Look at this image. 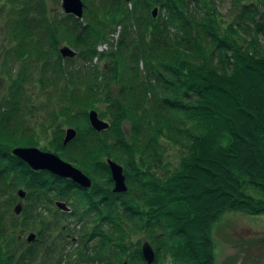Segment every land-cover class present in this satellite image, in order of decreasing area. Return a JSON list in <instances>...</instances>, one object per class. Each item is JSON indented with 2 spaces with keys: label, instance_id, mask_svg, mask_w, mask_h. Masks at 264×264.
Here are the masks:
<instances>
[{
  "label": "trees",
  "instance_id": "16d2710c",
  "mask_svg": "<svg viewBox=\"0 0 264 264\" xmlns=\"http://www.w3.org/2000/svg\"><path fill=\"white\" fill-rule=\"evenodd\" d=\"M143 1L157 6L155 17H132L124 0H93L85 22L69 14L63 22L46 18L45 0H7L3 27L14 43L0 66L7 84L0 92V264L34 260L31 244L16 246L17 233L32 224L24 208L10 211L18 187L31 215L36 203L67 192L76 198L84 229L77 259L87 252L95 264H145L139 242H126L136 233L151 244L155 263L215 264L211 227L220 215L264 214V0H231L237 9L227 22L213 0ZM116 25L113 48L97 52ZM63 38L83 63L98 56L104 64L69 72L73 58L58 53ZM35 84L60 103L48 118L50 146L40 148L91 176L89 188L32 170L10 153L15 145L37 146V130H45L28 120L26 89ZM90 109L106 129L90 127ZM61 124L78 130L66 144ZM107 158L122 166L125 192H112ZM260 246L255 262L264 264Z\"/></svg>",
  "mask_w": 264,
  "mask_h": 264
},
{
  "label": "rangeland",
  "instance_id": "374dc122",
  "mask_svg": "<svg viewBox=\"0 0 264 264\" xmlns=\"http://www.w3.org/2000/svg\"><path fill=\"white\" fill-rule=\"evenodd\" d=\"M3 1L7 2V0H0L1 3H3ZM20 1H22V3L28 2V0ZM81 1L86 3V7L82 10L81 19H77L80 22H85L87 17L84 13H86L89 9L93 10V0ZM213 1L216 9L220 14V19L226 22L230 21L231 18L235 15L237 7L233 3H231V0ZM125 2H127L126 7L128 10L132 11V17L134 18L135 16H138L137 14H140L141 16L143 15L146 18L149 16H151L152 18L156 16L151 15V10L154 7L157 8V6H151V1H149V4L144 2L143 0H128ZM45 5L48 8L46 18L52 21L61 20L63 22H69L68 18L64 17L67 14L63 12L60 6V0H45ZM3 6L5 7V9L2 10L0 14V66L2 61L5 60V56H7V47L9 45H13L14 43V41L10 38L9 30L3 27V24L5 23L6 19V13L8 12L6 11V8L8 10L9 3L7 2L5 5L3 4ZM17 7H19V5H17L16 2L15 8ZM14 12H16V10H14ZM120 30V25H116L112 31L107 33V41L100 42L96 45V51L104 52L108 51L111 47L113 48L115 42L119 38ZM64 39L65 38H63V40L58 43V47L60 45H67L73 50H75L77 55L78 49L69 44V41H65ZM76 55L73 57V60L71 62H68L66 64L67 70L76 75L84 74L87 70L86 66H89L90 68L96 66L101 67L102 64H104L105 62L104 58H99L98 56H95L93 59H91V61L83 63L80 57ZM2 77L3 76L0 75V92L4 91V89L6 90L7 88V84L6 82H4V80L2 81ZM26 92L28 100L26 106L33 115V117L28 120L30 121V123H32L33 126H35V124H42L43 127H45L44 131L41 129L37 130L39 132L37 133V135L39 136V144L34 147H37L44 151L53 152L51 150H45L40 147H42L43 145L46 147L50 146L49 142L51 140V131L53 126H50V120H48V118L50 117V114H52L59 107L60 103H57L55 96L50 93L48 87L40 88L37 84H35L34 88L33 86H31L30 89H26ZM61 125L63 130L61 131V139L63 138L64 130L66 127L74 128L77 134L78 130L76 127L67 124ZM15 146L25 145L20 144ZM166 157L167 160L175 162L174 158L176 157V152L173 149H169L167 151ZM86 175L89 177L92 183L93 178L88 174ZM112 186L113 182L111 181V189ZM17 189L23 190L22 187H18ZM23 191L25 192V189ZM245 191L256 198L260 197L259 191L253 186H247L245 188ZM14 193H16V191H14ZM15 196L16 199L11 204L10 211L13 213V205L17 202H20L21 209L24 208L23 212H25L24 214L27 215L28 223L32 222L30 228L26 230L24 229L23 231H19L17 233L18 238L16 240L17 249L20 251L27 250L26 246L31 244L30 256L32 255L34 257V260L31 261V264H95V262L91 263V259L89 262L86 261L89 257V254L87 252H85V254L83 255L84 258L82 260L77 259L78 253L82 251L80 249V242H82L84 239L82 235L84 229L82 228L79 221H76L77 215L80 213L78 200L76 198H73L70 193L68 194L67 192L65 199H52V202L49 204L42 203V205L34 201L36 203V209L34 210L33 215H31V212H29L28 208H26L29 206V203L31 201L24 200L25 196L20 199L17 195ZM5 197L8 198V196ZM56 200L64 201L66 205L69 206L70 210L68 212H65L58 209L54 205V201ZM42 220L43 222L41 223L43 224H39V222ZM39 231H41V233ZM29 232H33L35 234V237L34 239L28 242L26 241V235ZM80 235H82L81 240ZM263 236L264 214L249 215L239 211L223 212L220 217L212 224L211 227V239L213 241L215 264H257V262H255V259L257 256H259L260 250L263 249V247L260 246L261 244L264 245V243L261 241V238ZM144 240L146 239L141 233H136L129 234V237L126 239V242L129 244L138 241L139 245H141ZM89 243L86 244V248L90 251V248H94L95 246L94 244ZM46 244H48L47 248L44 247ZM124 262L126 264V260ZM262 262H260L259 264H262ZM152 264L173 263H171L170 260L165 257L160 258L157 263L153 261Z\"/></svg>",
  "mask_w": 264,
  "mask_h": 264
},
{
  "label": "water",
  "instance_id": "95a60500",
  "mask_svg": "<svg viewBox=\"0 0 264 264\" xmlns=\"http://www.w3.org/2000/svg\"><path fill=\"white\" fill-rule=\"evenodd\" d=\"M128 1V0H125ZM60 6L65 14L74 16L81 19L83 2L81 0H60ZM157 8L151 10V15L155 16ZM58 53L62 58H73L76 51L67 45H60ZM87 121L92 129L99 132L108 127V122L99 118L94 109L87 111ZM76 135V131L72 127H66L62 138V143L66 144L71 141ZM10 153L19 158L32 170H45L60 178L69 179L82 188H88L91 185L89 177L83 173L78 167L72 165L70 162L65 161L53 152L44 151L34 146H14L11 148ZM110 178L113 182L112 192H123L126 190L125 176L122 171V166L110 158L105 160ZM16 195L23 198L25 192L22 189L16 190ZM54 205L65 212L70 210L69 206L64 201L56 200ZM21 210V203L17 202L13 205L12 211L18 214ZM35 234L29 232L26 235V241L34 239ZM140 253L145 264H152L155 258L154 250L147 240H144L140 245ZM122 264H125L123 262Z\"/></svg>",
  "mask_w": 264,
  "mask_h": 264
}]
</instances>
